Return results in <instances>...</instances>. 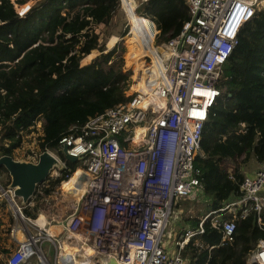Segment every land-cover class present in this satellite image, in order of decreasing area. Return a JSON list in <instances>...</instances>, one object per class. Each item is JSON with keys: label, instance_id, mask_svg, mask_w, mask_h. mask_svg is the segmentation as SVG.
Here are the masks:
<instances>
[{"label": "built area", "instance_id": "obj_1", "mask_svg": "<svg viewBox=\"0 0 264 264\" xmlns=\"http://www.w3.org/2000/svg\"><path fill=\"white\" fill-rule=\"evenodd\" d=\"M119 1L125 10V0ZM183 1L189 19L179 34L162 40L164 53L153 54L151 62L135 68L128 87L131 92L127 89L119 103L82 125H72L60 138L58 149L67 145L82 171L73 195L68 193L73 198L70 211L51 218L34 205L36 191L18 205L9 189L22 217L24 208L36 214L24 218L27 237L9 254L6 264H31L35 256L41 264H88L92 257L97 264H184L188 245L191 240L200 243L208 220L212 229L223 232L215 245L233 240L239 217L255 211L262 223L264 162L245 175L242 196L220 209H228L232 217L218 218L220 210L209 212L197 226L185 228L174 238V249L164 241L171 217H177V202L205 196L203 172L195 163L201 154L203 127L222 94L225 66L242 30L264 11V0ZM11 2L15 6V0ZM21 4L15 9L24 17L33 5ZM150 21L155 39L160 30ZM40 155L33 152L28 159L38 162ZM55 156L59 163L53 170L60 171L56 176L69 180L74 171L69 173L67 161ZM225 164L232 173V163ZM65 237L74 252L62 253ZM45 242L54 250L52 261L42 249ZM248 264H264V239L250 251Z\"/></svg>", "mask_w": 264, "mask_h": 264}, {"label": "trees", "instance_id": "obj_2", "mask_svg": "<svg viewBox=\"0 0 264 264\" xmlns=\"http://www.w3.org/2000/svg\"><path fill=\"white\" fill-rule=\"evenodd\" d=\"M119 10V0H40L20 17L11 0H1L0 156H12L22 133L32 132L42 115L40 146L43 151L58 149L60 138L72 125L84 124L125 98L131 74L124 69H104L102 62L110 63L115 51L105 53L106 47L96 45L92 33L97 23L108 24ZM137 11L144 17L137 16L132 34L145 52L155 32L150 19L160 30L158 40L179 34L189 19L183 0H146ZM124 35L118 53L126 68L135 71L137 53ZM93 50L102 53L89 65L81 66L89 53L85 62L93 58ZM85 76H92L97 85H82ZM221 88L222 94L204 124L201 154L195 160L203 172L209 211L225 208L242 196V165L251 158L264 162V11L242 30L225 66ZM73 91L74 96H65ZM66 161L69 173H75L79 162ZM228 161L235 164L232 173L225 164ZM2 172L7 173L6 180L1 178ZM48 179L50 185L44 192L50 195L67 177ZM0 183L6 188L11 183L4 166H0ZM26 214L31 213L26 209ZM221 214L232 217L228 209L217 212ZM236 222L233 240L215 245L223 239V232L212 229L208 220L200 243L191 240L185 251L189 264H248L250 251L264 239V212L262 223L255 211ZM7 252L0 247V264H4L1 253Z\"/></svg>", "mask_w": 264, "mask_h": 264}, {"label": "rangeland", "instance_id": "obj_3", "mask_svg": "<svg viewBox=\"0 0 264 264\" xmlns=\"http://www.w3.org/2000/svg\"><path fill=\"white\" fill-rule=\"evenodd\" d=\"M39 1L40 0H25V2H29L32 5L38 3ZM142 1L143 0H135L136 6H138L137 9L141 7L143 3ZM20 5L22 4L19 2V0H15V7L20 6ZM137 9L135 10L136 15L138 17L139 16L144 17V16H141L140 13H138ZM129 15L131 14L129 13ZM129 15L124 9H122V7H120L119 12L114 16V18L108 24L101 25L100 31L97 32L99 33V39H100V41L97 42V45L98 46L104 45L106 47V50L104 51L105 53L113 49L115 51L114 56L112 57V60L110 63L105 64L104 61L102 62L104 69H117V70L121 69L122 71L123 69L126 71L128 70L132 78L133 76L132 74L134 73V71L126 68L125 60L118 53L119 46H120V40H121L120 37L122 34L124 33L126 34L131 26L130 25L131 20L129 19ZM158 35L152 42V45L154 48H156V50L157 49L160 50L162 47V43L164 42L162 40H158ZM114 37H117V39H116V42L114 41L115 45L113 46V43L110 40H112ZM128 39L131 45L133 46L134 52L137 53L136 55V57L138 56L137 61L140 60L139 58L142 55H146L148 61H150V59L152 60L151 56L155 54L154 51L145 52V48H142L141 50L138 48H135L134 43L136 41L133 35H130ZM95 58L96 57L93 56V58L88 61H91L92 63L95 60ZM148 61L147 63H149ZM82 81H83L82 85L84 86L88 85V86L93 87L94 85H97V82L93 80L92 76L91 77L85 76V78ZM75 93L76 91H73L71 93L68 92L65 94V96H74ZM91 106L92 104L90 105V107ZM44 116L45 115L40 116V120L37 122L35 127L32 128V132L25 133L20 145L13 149L12 156L15 159L29 161L28 158L30 154H33V152L35 153L43 152L40 146V143H39L40 141L39 139L43 133L42 124H43ZM48 150L51 151L53 154L57 155L58 157H60V160H62L63 162H66L67 159L65 155L61 151H59V149L49 148ZM234 165L235 164L233 162V166ZM59 172H60L59 168L58 167L55 168V170H52L49 178L50 179H56V177L58 178L59 176H56V175ZM6 176H7V173L2 172L1 178L6 180L5 179ZM63 182L64 181H62L59 185H57V187L54 189V191H52L50 195H47L44 192V189L50 185V181H47L45 183L46 185L42 184L39 187L37 186L35 196L33 197L34 205H37L46 214H49L51 218L52 217L57 218L64 214H67L70 211L71 204L73 203V198H69L68 194H64L62 192ZM0 185L3 186L1 183ZM4 188L7 189L6 187ZM207 199L208 198L206 196H203L202 198H198L197 200L191 198V199L181 200L177 202L176 207H174V212L175 211L178 212L179 209H182V211L179 214L180 218H175L172 216L170 219V223L164 235V241L166 245L168 244L169 246H171L172 249H174L175 248L174 237H177V235L180 234V232L185 229V226H183L181 222L179 223V220H183V221L185 220L186 226L193 227V224L197 220L204 218L205 213L209 212L208 206H209L210 201H208L209 199L208 200ZM15 200L18 203V205L22 204L21 202L22 200L20 198L16 197ZM0 203L3 205L2 208L0 209V247L8 250L7 253L1 254V258L4 264H6L9 254L17 248V245H18L17 239H20V238L24 239L25 237H27L25 229H27L28 227V222H26L24 218L28 215L24 213L25 216L22 217L19 212H17L15 209L13 210L11 202L3 194L1 187H0ZM29 211L31 214H36L32 208H29ZM29 230H32V229L29 228ZM43 247L46 253H49L50 243L45 242L43 244ZM53 255H54V250L52 249L50 251L51 261L53 259ZM186 262L187 260L185 259L184 264H187ZM31 264H41L40 259H38L37 256L33 257L31 260ZM52 264H53V261H52Z\"/></svg>", "mask_w": 264, "mask_h": 264}, {"label": "water", "instance_id": "obj_4", "mask_svg": "<svg viewBox=\"0 0 264 264\" xmlns=\"http://www.w3.org/2000/svg\"><path fill=\"white\" fill-rule=\"evenodd\" d=\"M127 92L130 93L131 89H128ZM59 151L65 155L66 159L71 161L77 160L76 157L68 154L67 145H62ZM58 163L59 159L49 150L41 153L38 162L17 160L11 155L0 156V166H4L11 175L9 187L7 189L1 185L0 187L13 208L16 209V204L9 194V189L14 191L15 197H19L24 202H27L35 193L37 186L47 180L51 171Z\"/></svg>", "mask_w": 264, "mask_h": 264}, {"label": "bare ground", "instance_id": "obj_5", "mask_svg": "<svg viewBox=\"0 0 264 264\" xmlns=\"http://www.w3.org/2000/svg\"><path fill=\"white\" fill-rule=\"evenodd\" d=\"M125 10H126V12L128 13V15H129V13L131 14V15H129L130 16V20H131V23H130V29L127 31V33L124 35L126 38H128L130 35H133L132 34V29H133V25L135 24V22H136V20H137V15H136V12H135V7H136V3H135V0H125ZM120 39H121V37H120ZM153 40H154V37H153ZM136 43V44H135ZM134 43V47L135 48H138V49H142V48H144L140 43H137V42H135ZM150 52V51H154V55L155 56H157V53H159V54H162V53H164L165 51H164V47H163V45H162V47H161V49L159 50V49H157L156 50V48H154L153 47V45H151L150 46V48L147 50V52ZM138 57V56H137ZM137 57L135 58V61H134V63H135V65H136V67L138 66V65H141V64H145V63H147V61H148V59H147V56L146 55H142L139 59V61H137ZM150 62H151V59H150ZM133 137V136H132ZM53 154V153H52ZM54 155V154H53ZM82 173V171H81V169L79 168L73 175H72V177L69 179V180H66V181H64L63 182V184H62V187H63V189H62V192L64 193V194H68V193H72V191H73V189H74V187L75 186H77V181H78V177H79V175ZM61 187V188H62ZM71 195H73V193L71 194ZM17 211V210H16ZM62 244H63V250H62V253H67V252H74L75 250H74V247H73V244H71L70 243V241L68 240V238H64L63 239V241H62ZM83 247H85V246H83ZM82 251H83V253H85L84 252V249H82ZM86 251H88V252H90V248H86ZM91 256V255H90ZM92 256H94L93 254H92ZM45 262V261H44ZM81 262V261H80ZM45 264H47V263H45ZM78 264H80L79 263V261H78ZM88 264H97V262L95 261V260H93V257L90 259V260H88Z\"/></svg>", "mask_w": 264, "mask_h": 264}, {"label": "crops", "instance_id": "obj_6", "mask_svg": "<svg viewBox=\"0 0 264 264\" xmlns=\"http://www.w3.org/2000/svg\"><path fill=\"white\" fill-rule=\"evenodd\" d=\"M144 1H146V0H143L142 2H144ZM136 3V2H135ZM138 7V6H137ZM129 18H130V16H129ZM101 25H106V23L104 24V21H102V22H99V23H97L94 27H93V30H92V33L95 35V44L97 45V42H99L100 41V39H99V33H97V32H99L100 31V29H101ZM156 25V24H155ZM156 27H157V25H156ZM115 38V39H114ZM112 40H110V41H112V43H113V46L115 45L114 44V41L116 42V39H117V37H114ZM93 53H95V55H94V57H98L99 55H101V51H99V50H93L92 51ZM91 52V53H92ZM90 54V53H89ZM89 54L82 60V62H81V66H86V65H89L90 63H91V61H86L85 62V60L87 59V57L89 56ZM95 58V59H96ZM91 60V59H90ZM85 62V63H84ZM261 162H259L256 158H251L247 163H245L244 165H242V167H241V169H242V171L245 173V175H248V174H252V173H254L255 171H257L259 168H260V166H261ZM232 166H233V162H232ZM235 166V165H234ZM234 166H233V168H234ZM5 179H7V176H6V178ZM17 198H19V197H17ZM15 199H16V197H15ZM21 199V198H20ZM22 200V199H21ZM208 200V199H207ZM208 201H210V200H208ZM234 201V200H233ZM15 202H16V200H15ZM22 202V204H19V205H23V203H24V201L22 200L21 201ZM232 202V201H231ZM17 203V202H16ZM18 204V203H17ZM2 204H1V208H2ZM0 208V209H1ZM12 208H13V206H12ZM15 208H13V210H14ZM26 209L27 210H29V208H24L23 209V214L25 213L26 214ZM208 209H209V207H208ZM182 211V209H179V211L177 212V211H175V214L177 215V217H175V218H180L179 217V214H180V212ZM209 211V210H208ZM209 212H212V211H209ZM209 212H207V213H205V215L206 214H208ZM31 215V214H30ZM25 216V215H24ZM217 217L218 218H224L225 217V215L224 214H221V215H217ZM200 220L201 219H199V220H197L194 224H193V227H195V226H197L198 225V223L200 222ZM182 223V225L183 226H185V228H188V227H190V226H186V221L184 220H179V223ZM181 229V228H180ZM26 235H27V233H26ZM171 235H172V233H171ZM26 238V237H25ZM24 238V239H25ZM175 238V237H174ZM24 239H22V238H20V239H17L18 241V245H19V243L21 242V241H23ZM18 245H17V247H18ZM42 249L44 250V247H42ZM53 248H52V246H51V244H50V249H49V253H50V251L52 250ZM44 252L46 253V251L44 250ZM1 254H3V253H1ZM46 254H48V253H46ZM184 256H185V259L187 260V264H189V257L188 256H186V254H184Z\"/></svg>", "mask_w": 264, "mask_h": 264}]
</instances>
